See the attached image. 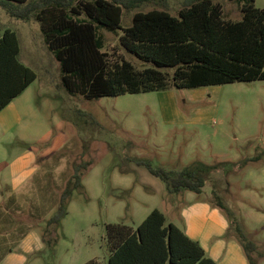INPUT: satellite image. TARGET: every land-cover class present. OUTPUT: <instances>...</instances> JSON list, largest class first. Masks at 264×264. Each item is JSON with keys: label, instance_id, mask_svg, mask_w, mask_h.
I'll use <instances>...</instances> for the list:
<instances>
[{"label": "rangeland", "instance_id": "1", "mask_svg": "<svg viewBox=\"0 0 264 264\" xmlns=\"http://www.w3.org/2000/svg\"><path fill=\"white\" fill-rule=\"evenodd\" d=\"M190 1L158 0L122 10L121 27L130 26L136 12L177 16ZM211 1L221 6L224 20L241 18L236 0ZM254 5L264 10V0ZM5 29L17 35L20 61L36 79L26 91L22 122L7 135L0 132V264H107L108 224L136 228L156 209L166 224L180 227L186 203L205 198L218 204L229 223L224 239L237 241L239 229L257 248L251 253L256 264H264V80L88 101L62 87L59 63L37 21L9 18L0 9V35ZM98 35L110 65L125 60L137 70L150 66L121 47L122 31L100 29ZM25 153L36 157L33 172L13 188L5 165ZM138 161L174 173L216 168L200 194H171ZM86 162L82 188L72 191L67 214L48 227L74 168Z\"/></svg>", "mask_w": 264, "mask_h": 264}, {"label": "trees", "instance_id": "2", "mask_svg": "<svg viewBox=\"0 0 264 264\" xmlns=\"http://www.w3.org/2000/svg\"><path fill=\"white\" fill-rule=\"evenodd\" d=\"M158 0H0L9 18H33L54 59L59 63L61 85L85 100L176 89L218 86L264 80V10L254 0H236L241 18L224 20L221 6L211 0H192L177 16L168 11L136 12L130 26L121 27L122 10H134ZM78 2V6H73ZM122 31L119 43L130 55L150 66L137 70L125 60L110 65L102 52L98 30ZM15 32L0 35V111L36 79L19 58ZM173 69L172 75L165 70ZM171 193L200 194L214 166H193L178 173L138 161ZM74 168L63 189L48 227H57L67 214L73 190L82 188V170ZM218 205V204H217ZM230 228L227 233H229ZM235 236L247 264H256V249L239 229ZM105 241L107 264H216L198 242L188 238L154 209L133 228L108 224ZM86 264H95L89 261Z\"/></svg>", "mask_w": 264, "mask_h": 264}, {"label": "crops", "instance_id": "3", "mask_svg": "<svg viewBox=\"0 0 264 264\" xmlns=\"http://www.w3.org/2000/svg\"><path fill=\"white\" fill-rule=\"evenodd\" d=\"M27 89L28 87L0 111L2 136L13 131L15 126L22 122L23 110L21 107L28 100L25 96ZM2 141L1 137L0 144ZM35 158L32 153H25L13 159L10 164L7 162L5 170L7 169V173L10 174L9 178L13 188L19 186L32 174L31 166ZM3 159L5 157L0 156V165ZM178 228L188 238L198 242L205 255L216 264H247L243 249L234 236L228 240L224 239L223 236L229 229V223L220 207L207 198L196 201L189 200L186 203L181 210V226Z\"/></svg>", "mask_w": 264, "mask_h": 264}]
</instances>
